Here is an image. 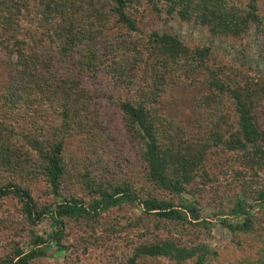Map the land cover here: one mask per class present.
Listing matches in <instances>:
<instances>
[{
  "label": "trees",
  "instance_id": "trees-1",
  "mask_svg": "<svg viewBox=\"0 0 264 264\" xmlns=\"http://www.w3.org/2000/svg\"><path fill=\"white\" fill-rule=\"evenodd\" d=\"M162 12L235 37L253 23L264 38V0H0V59L9 72L0 92V160L11 157L0 162L21 180V185L14 179L0 185V199L14 194L19 200L21 228L50 215V239L57 250L68 251L70 220L89 225L81 244L104 243L135 226L151 232L143 224L149 216L188 234L206 225L199 197L221 190L211 203L216 212L229 216L242 208L243 214L239 223L225 224L231 239L224 252L203 241L167 237L132 244L123 260L107 264H155L160 258L173 264H219L221 252L224 264H249L250 245L259 256L253 264H264V124L259 115L264 76L211 64L208 47L190 48L174 35L141 28L147 16ZM49 47L55 52L51 60ZM99 75L104 77L102 95L116 97L106 108L97 105L99 93L83 83L84 77ZM178 90L191 92L190 115L170 110ZM48 112L53 123L39 126L49 120ZM21 118L28 119L27 126ZM112 124L123 129L125 144L138 156L133 166L123 165L122 137L110 135ZM80 137H88L90 154L107 164H99L102 173L89 167L91 159L83 171L67 167L66 143ZM114 145L122 158L109 175L107 158L116 153ZM212 155L226 164L222 178L209 171ZM38 175L58 199L53 207H38L26 185ZM67 179L96 198L85 204L76 196L63 197L60 185ZM229 193L237 196L236 208L225 214ZM184 194L191 200L182 202ZM258 203L262 206L254 209ZM123 206L138 208L134 223L120 225L118 217L100 221V212ZM28 231L33 245L44 242L32 228ZM43 254L40 247L23 251L14 243L0 264H30Z\"/></svg>",
  "mask_w": 264,
  "mask_h": 264
},
{
  "label": "rangeland",
  "instance_id": "rangeland-1",
  "mask_svg": "<svg viewBox=\"0 0 264 264\" xmlns=\"http://www.w3.org/2000/svg\"><path fill=\"white\" fill-rule=\"evenodd\" d=\"M143 25L144 27L142 26L141 28L145 32L154 30L159 33H169L176 36L182 43L190 48H195L196 46L208 47L209 61L211 64L217 66L225 65L228 67H235L238 70L248 72L252 76H264V38L259 31L260 27L257 28L253 23L241 37H235L229 34H214L209 30L208 26L202 25L193 19L184 20L176 14L168 15L165 12H162L160 15L151 14L150 16H147ZM47 50L49 60L54 59L55 52L52 50V47H49ZM8 80V66L0 59V92L3 89L5 82ZM83 83L88 88L94 89V91L99 93L96 100V102L98 101V106L100 105L101 107L104 106L106 108L109 102L113 103V101L116 100L115 96L113 98H109L107 95H102L101 87L104 85L103 76L99 75L97 79L93 77H84ZM191 107V92L178 90L173 103L170 105L171 112L180 113L182 116L190 115ZM109 109L112 112L115 111L114 107L109 106ZM259 115L261 117V123L264 124V112L259 113ZM47 116V119L49 120L44 121L42 119L39 126H45L53 123L50 120L52 118V114L48 112ZM20 122L22 125H28V119L21 118ZM109 123H112V121ZM110 135L122 137L119 141L122 143L123 151L126 152L125 154L127 157V160L123 161V165L133 166L134 163L137 162L138 156L136 155L134 149L130 147L131 145L129 143L125 144L123 129L119 128L115 124H112L110 126ZM87 138L88 137H80L68 140L64 149L63 157L67 167L70 163L78 171H83V167L88 165L87 161L90 159L92 160V164L89 165V167L92 166L98 168L100 163L107 166V164L102 163L100 156H94L93 152L90 154L92 149L90 147L88 148L89 140ZM76 146L78 148H76ZM114 149L116 150V153L109 152L107 158V163L110 162L111 164L110 170L105 172L109 175H112L110 174L112 171L117 170V160H119L120 157L122 158V151L117 149L115 145ZM232 155V159L235 158V155ZM97 158L98 160H96ZM9 159H11L10 156L5 160L8 161ZM220 159L221 157L218 155H212L208 165L211 174H215L216 176L222 178V174L224 173L223 167H225L226 164L225 162L222 163ZM4 162H0V185H4L11 179H14L17 184L21 185V180H18L16 177L13 178L14 173H12L13 169L11 166H8ZM125 167L124 169H127ZM100 172V168H98V170H94L96 175L100 174ZM28 179L29 181L26 182V185L31 189L33 198L38 207L45 205L53 207L58 202V199L54 195L50 194L48 185L44 182L40 175ZM209 192L210 193L203 194L199 197L202 208L200 220L203 219V222H206V225H196L194 226V230L190 231L188 234L187 232L185 234V232L181 229L172 225L171 222H161L156 218L149 216L143 224L151 232H140V230L135 226V228L131 229L129 233L127 231L122 233V236L112 237L111 240H104V243L99 242V244H92L85 242L81 244L79 237H85V231L88 229L89 225L84 222L70 220L65 228L66 241H68L67 244L72 245L68 251L65 249L62 251L57 250L56 246L51 241L50 233L53 231L54 225L53 218L48 214L43 216L36 225L21 228L24 223V219L21 216L20 202L14 194H8L0 199V259L6 256L12 244L18 243L23 251H28L34 247H40L42 249L44 254L31 260L30 264H107L112 260H123L129 246L132 244L166 239L167 237H175L176 240L178 239L183 243L188 240L203 241L209 248L224 252L223 250L230 245L231 239V232L225 224L239 223L243 218V214L241 212L242 208L238 209L236 211L237 213L229 216L219 214L216 212L217 208L212 206L211 203L214 199H218V195H222L223 192L221 190H217V194L212 193V191ZM232 193H229L230 198L226 204L227 206L223 210L224 213L231 208H236L237 196ZM60 194L63 197L76 196L84 201L85 204L90 203L96 198V195L87 192L78 183H73L70 179L64 180V182L62 181L60 185ZM181 197L182 202H184V200H191L190 197L185 194ZM261 206L262 204L258 203L254 209H258ZM246 208L247 206H245V209ZM139 209H141L140 206ZM136 210L138 211L137 207L134 208L130 206H123L117 209L112 208L110 210L100 212L99 219L102 222L110 223L114 222L115 218L118 217L117 220L120 225L126 224L125 222H133L136 220V216L138 215ZM253 210H250V212ZM200 220L198 221L200 222ZM192 221L197 224L196 221ZM167 227L171 228L168 230ZM30 228H32L34 234L40 235L44 239L43 243H40L37 246L32 244L31 235L28 231ZM253 242L256 244L254 239ZM246 250L250 255L249 264H253L255 261H258L259 256L258 253L256 254L254 252L253 245L247 246ZM222 252L220 253L219 264H224L225 261V254ZM155 264L173 263L166 258H160Z\"/></svg>",
  "mask_w": 264,
  "mask_h": 264
}]
</instances>
